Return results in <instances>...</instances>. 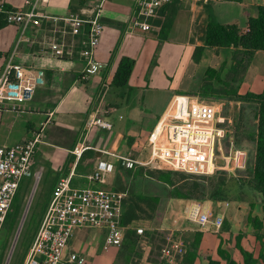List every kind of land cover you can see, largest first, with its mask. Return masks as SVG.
I'll use <instances>...</instances> for the list:
<instances>
[{"label":"crops","instance_id":"0c3cea01","mask_svg":"<svg viewBox=\"0 0 264 264\" xmlns=\"http://www.w3.org/2000/svg\"><path fill=\"white\" fill-rule=\"evenodd\" d=\"M96 2L97 0H49L39 7L41 11L55 15H89ZM201 3L208 4L206 11ZM0 4L14 10L27 7L26 0H0ZM258 5H264V0L189 2V5L178 9L167 39L160 42L152 31H143L134 24L135 0H105L100 12L104 29L95 52L97 60L103 63V68L84 82L77 80L83 65V59L77 52L58 57L52 55L44 45L43 42L50 36V22L43 21L39 27L27 28L24 32L25 39L19 42L14 54V62L21 63L26 68H43L46 73L49 70L56 73L52 74V83L46 75L45 84L36 88L33 98L21 104L18 112L11 111L8 107L0 109V145L8 146L22 141L42 129L43 138L34 153L35 157L36 153L41 152V161L35 164L33 160L32 171H40V176L45 171L43 179L51 180V187L54 188L56 177L65 175H70L71 185L74 187H95L96 184L88 176L96 161L103 158L115 164L114 173L106 179L103 186L114 189L110 184L117 167L124 172L130 169L124 168L116 156L101 150L142 160L147 158L149 153L145 154L144 147H139L135 141L141 137L147 138L146 146L149 149L148 136L173 95L189 90L188 80L192 78L197 64L193 61L192 54L196 46L203 44V30L199 34L195 33L199 23L204 29L209 18H213L222 24L234 23L241 31H246L247 20L250 16L257 15ZM19 33L20 28L15 24L5 23L0 27V74ZM158 42L161 46L155 66L146 77L145 69ZM222 51L230 52L222 47L204 46L200 61L204 56ZM123 56L133 58L135 63L129 76V87L117 89L111 85V80ZM255 56L261 59L259 64L252 63ZM250 61L241 86H248L247 90H251L252 86H261L262 91L263 51H255ZM93 117L111 122L112 127L106 130L98 125L90 126L88 121ZM51 175L53 176L50 177ZM124 194L125 204L127 196L125 192ZM259 203L260 207L264 206L262 201ZM207 206L211 208V203L208 202ZM217 214L221 215L219 212L213 213L214 216ZM252 215L263 220L257 206ZM160 229L156 231H162L161 235L165 239H171L174 234L186 241L184 255L177 257L173 264H209L211 261L225 264L219 249L243 263L237 246L246 250L244 237L238 242L237 231L232 232L229 228L225 231L215 230L211 224L197 228L189 226L176 230ZM252 236L253 233L250 232V237ZM104 237L103 229L76 228L66 251L81 252L86 257V264H166L160 258V249L158 255L154 254V238L150 236L144 237L139 243L137 256H131L128 249L130 247L125 245V241L120 247L103 249ZM195 240L198 242L196 246L192 245ZM263 251L264 249L261 252ZM253 257L257 261L261 260L259 256Z\"/></svg>","mask_w":264,"mask_h":264},{"label":"built area","instance_id":"2783aa9c","mask_svg":"<svg viewBox=\"0 0 264 264\" xmlns=\"http://www.w3.org/2000/svg\"><path fill=\"white\" fill-rule=\"evenodd\" d=\"M171 1L135 0L134 24L148 31V18ZM182 1L193 3L196 0ZM48 2L26 0L27 7L23 10L5 9L0 4L6 22L20 28L16 44L0 74V109L8 107L18 112L21 104L33 98L36 88L45 84L43 68H26L14 62L19 42L25 39V30L39 27L43 21L52 24L50 36L43 42L52 55L66 57L77 52L83 59L78 81L89 80L103 68L95 52L104 29L100 12L105 0H97L89 15H55L41 11L39 6ZM234 121L223 99L177 93L148 136L149 154L146 159L108 150L101 152L116 156L127 169L150 166L194 176H209L216 171L236 175L247 168L249 151L237 146ZM88 123L106 130L112 127L111 122L101 117H93ZM42 138L40 129L22 141L8 146L0 145V232L22 179L30 175L35 180L39 178V173L31 168L36 146ZM162 164L165 166L162 167ZM114 170L112 161L101 158L88 176L96 184L95 187H74L70 175L57 180L22 264H86V257L81 252L66 251L75 229L80 227L105 230L103 249L123 244L128 229L121 223L125 194L103 186ZM184 212L186 219L199 227L211 224L215 230H219L223 224V216H214L206 203L190 201ZM135 230L138 234L143 233L140 226ZM184 251L185 244L181 237L169 239L160 248V258L166 264H173Z\"/></svg>","mask_w":264,"mask_h":264},{"label":"rangeland","instance_id":"374dc122","mask_svg":"<svg viewBox=\"0 0 264 264\" xmlns=\"http://www.w3.org/2000/svg\"><path fill=\"white\" fill-rule=\"evenodd\" d=\"M187 5H189V2H182L179 4L181 8ZM206 6H208L207 3L203 4L204 11H206ZM202 30L201 23H199L195 33L199 34ZM160 46L161 43L158 42L153 54H151V61L145 69L146 77L155 66V60ZM260 60V58L255 56L252 59V63L259 64ZM250 62L251 61L247 63L246 70ZM195 63L197 64L193 71L192 78L188 80V91L195 88H200L201 90V87L205 86L207 83L212 86V89L209 91L223 89L221 91L224 92L231 87L236 89L238 95H244L251 92V90L261 91V86H252L251 90H247L248 86H241L242 80L231 86H224L229 83V79L231 78L230 69L233 66L232 53L229 51L216 52L213 55L204 56L200 63ZM210 68L214 71H209ZM223 100L226 101V106L230 108L235 120L234 133L237 146L246 148L249 151L246 169L240 170L236 175H232L225 171H216L215 174L202 179H197L177 171H170L166 168L156 169L150 166L139 171L137 170L136 172L133 171L134 173L120 172L116 169V174L114 178L111 179L110 186L123 191V193L125 192L127 203L138 201L145 210L147 209L144 205L145 202H140L137 196L159 197L154 212H151L149 209L146 210L147 213L140 212L141 216H146L147 214L152 216V221L148 220L141 222V226L149 232H158L156 229L161 230L160 228L165 230H176V228L189 226H191V228H197L198 226L195 223L188 221L184 217V210L190 201L206 204L210 202L212 212L214 214L219 212L223 216V224L219 231H225L228 228L232 232L237 231V241L240 242V239L244 237L243 241L246 250L258 257L259 253L264 249V206L260 207L259 201H261V195L250 185L255 153L254 136L257 130L258 105L235 97ZM135 142L138 143L139 147H144L145 154L149 153L148 146H146L147 138L141 137L136 139ZM39 145L40 143L37 144L36 150L39 148ZM40 154V151L36 153L35 157L33 156L34 159L32 157V162L34 160L35 164L40 163ZM164 166L165 165L162 164V167ZM31 170H33V167ZM158 170L164 172L170 171L173 180L172 185H168L158 179ZM149 171L152 173L149 174ZM37 172L39 173V178L36 180L32 175L22 179L17 196L20 200V210L15 224L12 228H9L7 224L4 225V228H2L0 232V264H22L26 248L36 231L35 222L40 217L42 206L51 196L53 190V187H51V180L45 181L43 179L45 171H43V175L41 174V176L40 171ZM52 176L53 175L50 177ZM58 179V177L55 178V184ZM193 182L205 187L206 196L202 200H188L174 197L173 193L176 188L182 184L190 186ZM92 186L94 187V185ZM256 206L263 218V224L259 230H257L252 221H250V217H253L252 212L255 210ZM254 217L257 218L256 215ZM161 232L162 231L158 233L162 234ZM174 232L177 233L178 231ZM250 232L253 233L252 237H250ZM259 235L260 237H258ZM161 239L162 238H157L155 236L153 240V252L155 255H158L159 248L164 243ZM128 249L130 250L131 248ZM130 251L132 252V250ZM133 254L137 256L139 251L136 250ZM256 262V264H264L261 260H256Z\"/></svg>","mask_w":264,"mask_h":264},{"label":"trees","instance_id":"16d2710c","mask_svg":"<svg viewBox=\"0 0 264 264\" xmlns=\"http://www.w3.org/2000/svg\"><path fill=\"white\" fill-rule=\"evenodd\" d=\"M238 1V0H232ZM182 0H172L169 3L161 6L154 15L148 18V24L150 29L148 31H152L156 38L161 42L167 39L169 30L172 26L174 16L178 9L181 7L179 6L182 3ZM5 9H8L5 7ZM7 23L5 20V13L0 11V27ZM247 30L241 31L238 26L234 23L230 24H222L216 21L213 18H209L205 27L203 29V36H202V45H198L194 48L192 59L194 62H199L204 46L214 47V48H226L230 50L232 53V61L233 66L230 69L231 78L229 79V83L224 86H231L232 84L241 81L244 77L245 70L247 67V63L251 60L253 54L257 50H261L264 53V5L257 6V15L252 17L250 16L247 20ZM135 60L131 57L123 56L121 57L116 71L112 77L111 85L114 88H125L129 87L128 81L131 71L133 69ZM209 71L213 72L212 68ZM55 71L49 70L47 73L45 72V77L52 79V74H55ZM50 83L52 81L50 80ZM57 84V83H56ZM226 88V87H225ZM211 84H205V86L200 88L192 89L191 91H187V94L198 95L201 97H209V98H217V99H227V98H240L246 101H250L256 103L258 105V112H257V130L255 133V153H254V163L253 168L251 171V180L250 185L261 195V201L264 203V88L261 92H249L244 95H238L235 88H229L224 92L219 90H213ZM212 92V93H211ZM210 93V94H209ZM229 100V99H228ZM146 167L138 166L133 169H130L126 172L134 173L137 170L144 169ZM120 167H117V170L120 172H124L123 170H119ZM134 171V172H133ZM171 171V170H170ZM170 171H161L158 170V179L163 181L166 184L173 183ZM178 172V171H177ZM152 172L149 171V174ZM182 173V172H179ZM185 174V173H182ZM188 175V174H185ZM192 176L197 179L206 178L209 176ZM224 179V178H222ZM21 184L17 190V193L13 199L10 211L7 214L5 219L4 225H8L9 228H12L15 224L16 218L18 216L20 210V200L17 197ZM108 188V187H105ZM110 189V188H108ZM115 190H118L114 188ZM121 191V190H120ZM174 197L182 198V199H198L202 200L206 196L205 187L201 184L193 182L190 186L187 184H182L176 190H174ZM140 202H145L144 205L149 209L151 212H154L157 202L159 201V197L157 196H137ZM50 197L44 203L40 211V217L35 222V228H37L41 222L42 216L46 210ZM146 209V210H147ZM144 208L139 204L138 201H134L132 203H123V213L121 218V223L124 226H127L128 229L125 233V245H128L132 250L131 256H134L136 250H138L139 243L143 240L144 237H151L152 239L155 238H162L161 240L164 241L162 246L166 244L169 239L164 238L163 235L159 234L158 232H149L145 230L141 225L143 221H152V216L147 214L146 216H141L140 212H146ZM149 211V212H150ZM150 212V213H151ZM147 213V212H146ZM250 221H252L254 227L259 230L263 224L262 220L258 217H250ZM3 225V228H4ZM142 227L143 233L138 234L135 230L136 227ZM34 232L32 239L36 233ZM260 237V235L258 236ZM177 236L173 234L171 239H176ZM182 238V237H181ZM183 239V238H182ZM30 241V243H31ZM186 241H184L185 243ZM29 243V245H30ZM124 243V242H123ZM198 242L195 240L192 242V245L196 246ZM28 245V247H29ZM161 246V247H162ZM26 248V251L28 249ZM160 247V248H161ZM159 248V249H160ZM237 249L243 259V263H239L236 261L232 256L224 253L222 250L219 249V254L225 260V264H255L256 258L253 257V254L245 249H243L240 245L237 246ZM25 251V254H26ZM137 253V252H136ZM185 253V251H184ZM183 253V255H184ZM259 258L264 263V251L259 254ZM156 262V261H155ZM156 264V263H154ZM209 264H219L217 261H211Z\"/></svg>","mask_w":264,"mask_h":264}]
</instances>
